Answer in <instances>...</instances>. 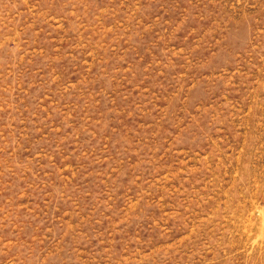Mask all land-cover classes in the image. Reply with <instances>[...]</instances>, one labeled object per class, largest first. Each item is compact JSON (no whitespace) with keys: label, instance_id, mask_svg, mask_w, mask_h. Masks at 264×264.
Instances as JSON below:
<instances>
[{"label":"rangeland","instance_id":"374dc122","mask_svg":"<svg viewBox=\"0 0 264 264\" xmlns=\"http://www.w3.org/2000/svg\"><path fill=\"white\" fill-rule=\"evenodd\" d=\"M0 264H264V0H0Z\"/></svg>","mask_w":264,"mask_h":264}]
</instances>
